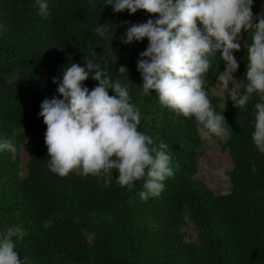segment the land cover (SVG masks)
Wrapping results in <instances>:
<instances>
[{
  "label": "trees",
  "instance_id": "obj_1",
  "mask_svg": "<svg viewBox=\"0 0 264 264\" xmlns=\"http://www.w3.org/2000/svg\"><path fill=\"white\" fill-rule=\"evenodd\" d=\"M263 2L253 0L256 16L264 15ZM48 3L51 14L44 17L35 0H0V142L15 149L0 150V232L13 225L22 229V238H13L22 264H264V154L252 140L257 94L241 110L225 100L226 93L215 89L224 70L217 53L205 88L225 116L226 132L209 135L228 153L231 167L227 192H215L197 176L203 126L161 106L154 91L143 94L137 61L149 41H122L132 24L156 17L144 10L114 12L106 0ZM101 24L107 25L105 36L96 34ZM241 40L244 46L234 52L239 84L245 82V45L251 42L244 31ZM86 58L128 88L142 114L139 129L154 143L169 145L174 175L160 196L141 200L144 178L129 191L116 183L117 170L105 186L103 178L61 177L48 168L41 104L62 98L57 89L65 66H84ZM121 65L128 73L118 72ZM83 83L92 90L98 81L90 76Z\"/></svg>",
  "mask_w": 264,
  "mask_h": 264
},
{
  "label": "clouds",
  "instance_id": "obj_2",
  "mask_svg": "<svg viewBox=\"0 0 264 264\" xmlns=\"http://www.w3.org/2000/svg\"><path fill=\"white\" fill-rule=\"evenodd\" d=\"M109 5L117 13L144 10L156 17L132 24L126 38L122 37L125 44L149 41L137 61L143 94L154 91L161 106L194 118L217 137L225 134L226 119L214 109L205 84L219 53L224 70L218 72L217 83L226 93L225 100L230 98L241 110L254 93L259 98L254 105L252 140L264 154V15L253 13V0H106L104 6ZM35 6L41 16L51 14L48 0H35ZM95 31L105 36L107 25ZM242 31L251 42L245 45V82L239 84L233 75L239 69L234 52L241 49ZM118 72L128 73V68L121 65ZM90 76L98 81L92 90L83 83ZM57 91L62 98H45L39 113L47 126L50 171L61 177L92 175L103 178L108 186L117 170L116 183L129 191L135 181L144 178L138 192L141 200L160 196L164 181L174 175L169 145L163 140L154 143L152 136L139 129L141 111L130 102L121 80H113L99 62L86 58L84 66L76 62L65 66ZM0 150L15 151L7 140L0 142ZM200 166L207 168L202 160ZM22 235L15 225L0 232V264H22L13 240Z\"/></svg>",
  "mask_w": 264,
  "mask_h": 264
},
{
  "label": "rangeland",
  "instance_id": "obj_3",
  "mask_svg": "<svg viewBox=\"0 0 264 264\" xmlns=\"http://www.w3.org/2000/svg\"><path fill=\"white\" fill-rule=\"evenodd\" d=\"M260 13L264 14V2L260 6ZM241 48L244 46L243 41L240 39ZM231 86V82H230ZM218 92L222 93L223 89L220 85L215 88ZM202 137L205 139L204 151L201 155L202 161L207 165V168L201 169L197 176L202 179L210 188L215 192H227V174L226 172L231 167V160L228 153L221 151L217 142H215L204 128L200 129ZM25 161V153L23 150L20 152V162L23 164ZM189 234L194 236L195 233L189 228H186Z\"/></svg>",
  "mask_w": 264,
  "mask_h": 264
}]
</instances>
